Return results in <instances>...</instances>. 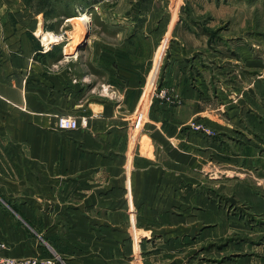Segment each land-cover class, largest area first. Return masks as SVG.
<instances>
[{
    "label": "crops",
    "instance_id": "1",
    "mask_svg": "<svg viewBox=\"0 0 264 264\" xmlns=\"http://www.w3.org/2000/svg\"><path fill=\"white\" fill-rule=\"evenodd\" d=\"M111 1L0 0V241L15 259L57 256L60 264H89V253L65 255L52 244L63 249L62 242L80 241L71 236L87 233L90 224L79 219L80 212L139 207L138 196L164 192L160 181L171 177L170 164L197 165V150L213 145L190 136L185 126L194 118L221 135V146L214 148L222 179H250V170L264 167V61L251 55L216 58L214 104L202 85L207 72L191 71L198 66L191 51L206 38L174 19L167 45L161 44L158 11L137 9L141 1L156 0H119L123 10L96 5ZM210 4L206 13L218 19L223 9ZM81 13L88 36L74 44L70 20ZM45 34L65 35L67 41L44 52ZM176 36H183V48L170 46ZM160 83L175 89L179 107L154 102ZM59 116L86 123L60 131ZM162 134L171 144L161 142ZM241 164L248 174L240 172ZM236 187L257 202L250 187ZM132 195L134 201H127Z\"/></svg>",
    "mask_w": 264,
    "mask_h": 264
},
{
    "label": "rangeland",
    "instance_id": "2",
    "mask_svg": "<svg viewBox=\"0 0 264 264\" xmlns=\"http://www.w3.org/2000/svg\"><path fill=\"white\" fill-rule=\"evenodd\" d=\"M238 1L156 0L137 4L138 11H142L143 7L147 10L153 7L160 14L161 44L167 45L168 27L174 19L178 25L189 28V32L194 31L198 38H206L205 44L197 46V50H189L195 52L192 60L198 61L197 68L191 65V71L195 70L193 74L200 70L207 72V80L204 79L202 85L207 87L210 102L214 104L216 58L242 59L251 55L253 59L264 61V0ZM111 2L115 4L96 5L100 6L99 10L108 6L123 10V3H119V0ZM210 2L223 9L218 19L210 11L206 13ZM73 26V43L77 44L84 33L76 22ZM175 38L178 40L172 39L170 46L177 43L183 48L186 44L183 36L181 40L178 36ZM239 67L243 68L242 63ZM261 73L260 77L264 76V65ZM177 94L172 86L160 83L152 99L161 106L179 107L182 101ZM141 112L144 113L142 117L145 121L150 118L148 108L142 107ZM160 121L166 122L163 119ZM185 127L190 136H203L208 144L213 145L206 151L197 150L200 155L197 165L191 162L170 164L168 172L171 177L164 183L163 179L160 181V185L166 187L164 192L153 196L147 191L146 196H138L137 203L141 202L139 207L131 205V208L122 210V206L112 209V205H109L104 210L95 207L89 212H80L79 219L87 218L90 221L87 233L72 235L71 238H79L80 241L62 242L63 249L59 244H52L53 249L56 252L58 249L59 253L64 251L65 255L68 252L89 253V264H264V177H258V172L264 175V167L258 165L250 170V179L226 175L222 179V163L221 160L216 161L214 148L216 145L221 146L219 131L197 118L189 121ZM166 138L162 134L161 142L171 144L169 138L164 140ZM206 165L211 166V172L203 171ZM246 167L241 164L240 172H246ZM217 169L220 171L218 174ZM228 169L224 167L225 171ZM254 175L255 179L252 178ZM235 180H241L242 185L254 191L252 196L256 203L239 194L236 186L241 184H236ZM176 186L177 190L172 194ZM181 188L185 190L179 193ZM168 190L171 192L167 193ZM120 196L123 198V195ZM135 198L129 196L127 201H134ZM85 235H89V242H86ZM31 259L39 263L49 261L51 264H60L57 256Z\"/></svg>",
    "mask_w": 264,
    "mask_h": 264
},
{
    "label": "built area",
    "instance_id": "3",
    "mask_svg": "<svg viewBox=\"0 0 264 264\" xmlns=\"http://www.w3.org/2000/svg\"><path fill=\"white\" fill-rule=\"evenodd\" d=\"M45 35L49 37L53 36V34H49V35L45 34ZM54 37L61 38L62 40H58V41L54 40V42H51L48 45L42 43L44 52L50 50L51 46L53 45H58V44L63 43L64 41H67L66 40L67 37L65 35H56ZM85 121L86 120H84L83 123H79L77 119L73 117L59 116L57 118V128L58 130L64 131V132L75 131V130L80 129L82 126H84L86 123ZM197 128H199V126ZM6 249H7L6 244L0 241V264H51V262L49 261L39 263L37 262V260H33V259L15 260L12 257H9L8 255H6Z\"/></svg>",
    "mask_w": 264,
    "mask_h": 264
},
{
    "label": "bare ground",
    "instance_id": "4",
    "mask_svg": "<svg viewBox=\"0 0 264 264\" xmlns=\"http://www.w3.org/2000/svg\"><path fill=\"white\" fill-rule=\"evenodd\" d=\"M71 22H76L79 26H81V28H82V33H84V34H82V36H84L85 35V33H86V31H87V19L85 18V16H84V14H82L81 13V15L78 17V18H75V19H72V20H70ZM77 27V26H76ZM74 29V28H73ZM76 29V28H75ZM77 30V29H76ZM78 31V30H77ZM80 32V31H79ZM77 34V33H76ZM80 34H81V32H80ZM79 34V35H80ZM78 35V36H79ZM56 36V35H55ZM74 36H75V34H74ZM77 36V38L78 39H80L79 37ZM70 37V36H69ZM75 38V37H74ZM73 38V39H74ZM72 39V40H73ZM43 43L44 44H46V45H48L49 43H51V42H54V40L55 41H58V40H62L61 38H58V37H54V35L53 36H44V38H43ZM76 40V39H75Z\"/></svg>",
    "mask_w": 264,
    "mask_h": 264
},
{
    "label": "water",
    "instance_id": "5",
    "mask_svg": "<svg viewBox=\"0 0 264 264\" xmlns=\"http://www.w3.org/2000/svg\"><path fill=\"white\" fill-rule=\"evenodd\" d=\"M87 36H88V34H86V35L84 36V38L86 39V38H87Z\"/></svg>",
    "mask_w": 264,
    "mask_h": 264
}]
</instances>
